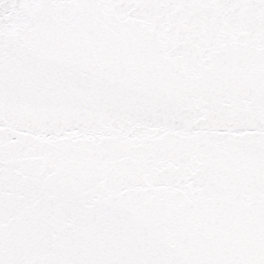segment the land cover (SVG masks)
Wrapping results in <instances>:
<instances>
[{"label":"snow or ice","instance_id":"6c2138e0","mask_svg":"<svg viewBox=\"0 0 264 264\" xmlns=\"http://www.w3.org/2000/svg\"><path fill=\"white\" fill-rule=\"evenodd\" d=\"M0 264H264V0H0Z\"/></svg>","mask_w":264,"mask_h":264}]
</instances>
